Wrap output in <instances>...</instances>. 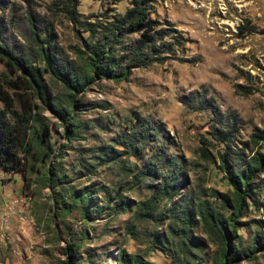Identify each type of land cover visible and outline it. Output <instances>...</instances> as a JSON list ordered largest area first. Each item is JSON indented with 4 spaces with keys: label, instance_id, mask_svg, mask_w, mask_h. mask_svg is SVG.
Here are the masks:
<instances>
[{
    "label": "rangeland",
    "instance_id": "obj_1",
    "mask_svg": "<svg viewBox=\"0 0 264 264\" xmlns=\"http://www.w3.org/2000/svg\"><path fill=\"white\" fill-rule=\"evenodd\" d=\"M7 1L0 37L32 61L41 86L33 98L37 121L26 180L12 171L2 178L0 170V193L3 184L10 193L0 200V264H120L123 248L152 264H223L227 250L233 261L226 264H264V171L251 180L248 207L231 233L206 222L199 205L229 215L236 204L213 123L237 118L238 147L254 127L264 130V0H155L152 17L176 28L184 45L123 80L94 75L91 45L104 43L111 20L130 0H78L75 20L63 0ZM31 12L49 28L38 40ZM138 36L127 34L122 44ZM51 68L88 76L86 88L77 93ZM5 72L0 60V76ZM193 90L213 98L219 116L191 107ZM46 125L49 157L40 134ZM141 128L152 134L135 140ZM202 146L211 158L202 156ZM159 150L179 161L178 176L165 187L171 167ZM258 150L264 152V141L243 155ZM151 200L152 209L145 205ZM179 204L190 206L186 227L173 220Z\"/></svg>",
    "mask_w": 264,
    "mask_h": 264
},
{
    "label": "trees",
    "instance_id": "obj_2",
    "mask_svg": "<svg viewBox=\"0 0 264 264\" xmlns=\"http://www.w3.org/2000/svg\"><path fill=\"white\" fill-rule=\"evenodd\" d=\"M23 1L31 3V0ZM154 1L130 0L131 5L125 13L115 14L114 19L110 22V27L105 30L102 36L104 43L91 45L92 61L90 67L95 76L110 77L116 80L128 79L134 68L146 67L155 62H164L177 53L178 47L184 45L185 39L176 28L161 27L158 24L159 20L152 17L151 8ZM7 4V0H0V7ZM63 4V10L71 19L75 20L78 0H63ZM34 14L36 13L31 12L30 23L35 38L38 40L39 33H45L49 28H43ZM1 32H3L2 28L0 29ZM133 33H137L139 36L129 43L122 44V38ZM120 44L122 48L116 54L117 46ZM43 51L44 48H42ZM0 60L8 70L0 76V102L3 104V106L0 105V168L6 172L20 173L26 180V172L29 168L28 155L31 152L29 137L33 130V122L37 121L35 114H33L36 107V104H33V98L40 90L41 76L36 72V67L32 61L22 55L4 36L0 42ZM51 71L67 87L77 93L83 91L87 86L88 76L81 80L72 72L64 71L62 74L60 69L56 72L55 68H51ZM16 102L19 103L20 111L16 108ZM187 102L193 108L210 109L214 115L219 116L220 114L215 100L208 97L205 91H191ZM219 121H221L219 124L216 122L212 125V137L224 144L223 151H219L218 154L221 167L226 173V183L233 187L236 194V204L229 215L218 214L206 202L204 204L201 202L199 205L204 208V210L200 209V213L206 222H211L213 225L230 232L231 225L242 213V210L248 207L247 199L250 198V193L253 191L249 187L251 180L258 172L264 171V152L258 150L248 159L243 155L249 146L258 145L264 141V130L257 126L254 127L250 139L242 140V146L238 147L235 144L237 118H232L230 122L228 120L223 121L221 118ZM40 134L45 144V155L49 157L51 155L49 126L46 125ZM150 134L152 132L149 128L134 131L135 140L146 138ZM204 141L205 144L213 142L210 138ZM160 151H158V155H160L159 159L163 161L164 167H171L163 179V187H165L178 176L179 161L176 155L164 157ZM201 154L207 159L211 158V153L206 146H202ZM153 203L151 200L145 205L152 209ZM190 215L189 204L187 206L179 204L173 209V220H181L183 227L189 224ZM223 238L226 239L224 235ZM118 260L120 264H152L147 260H141L125 248L120 250ZM227 261L229 263L233 261V259L230 260L229 250L224 253L221 259L223 264H226Z\"/></svg>",
    "mask_w": 264,
    "mask_h": 264
},
{
    "label": "crops",
    "instance_id": "obj_3",
    "mask_svg": "<svg viewBox=\"0 0 264 264\" xmlns=\"http://www.w3.org/2000/svg\"><path fill=\"white\" fill-rule=\"evenodd\" d=\"M0 170L3 172V174H2V178H5L6 176H5V174H8V173H10V172H6V171H4L3 169H1L0 168ZM10 193H9V190H8V188H7V185L6 184H3V189H2V191H1V193H0V200H2V198L4 197H6L5 199L6 200H9V195Z\"/></svg>",
    "mask_w": 264,
    "mask_h": 264
}]
</instances>
